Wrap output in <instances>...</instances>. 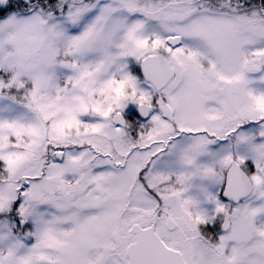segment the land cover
Listing matches in <instances>:
<instances>
[{
    "label": "snow or ice",
    "instance_id": "1",
    "mask_svg": "<svg viewBox=\"0 0 264 264\" xmlns=\"http://www.w3.org/2000/svg\"><path fill=\"white\" fill-rule=\"evenodd\" d=\"M0 264H264V0H0Z\"/></svg>",
    "mask_w": 264,
    "mask_h": 264
}]
</instances>
